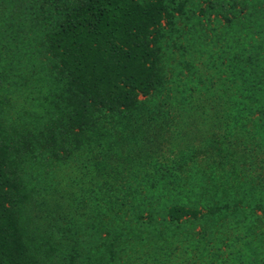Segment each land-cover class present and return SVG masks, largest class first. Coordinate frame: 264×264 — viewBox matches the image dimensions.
<instances>
[{
  "label": "rangeland",
  "instance_id": "374dc122",
  "mask_svg": "<svg viewBox=\"0 0 264 264\" xmlns=\"http://www.w3.org/2000/svg\"><path fill=\"white\" fill-rule=\"evenodd\" d=\"M163 1L176 6L173 27L162 26L157 39L163 86L155 99L165 105L125 128L119 115L92 113L86 132L92 131V142L86 134L69 142V88L43 47L55 17L51 0H0V142L17 183L8 204L38 264H110L115 256L120 264L125 258L150 264L142 248L149 241L140 243L146 234L141 216L159 220L157 229L169 204L198 208L197 190L209 182L212 167L225 176L238 171L237 180L253 181L254 191H262V183L255 186L264 178L261 153L255 152L256 162L243 154L230 165L232 159H220L212 148V90L225 89L230 99L245 98L251 108H261L247 112L245 125L256 120L264 131V0ZM153 92L138 99L148 100ZM188 100L198 108L187 117L170 108L172 101ZM205 104L208 110H200ZM99 125L101 131L94 132ZM262 207L256 214L264 219ZM209 225L183 219L176 230L198 232ZM109 227L121 229L119 241L104 233ZM243 244L236 247L240 257L223 264H263L258 250ZM190 261L197 264L194 255L183 264Z\"/></svg>",
  "mask_w": 264,
  "mask_h": 264
},
{
  "label": "trees",
  "instance_id": "16d2710c",
  "mask_svg": "<svg viewBox=\"0 0 264 264\" xmlns=\"http://www.w3.org/2000/svg\"><path fill=\"white\" fill-rule=\"evenodd\" d=\"M51 3V12L55 17H50L53 24L43 35V47L48 61L57 73L66 78L69 88V111L64 126L66 141L84 138L90 128L88 119L92 113L97 116L105 113L114 114V117L119 115L125 119V128L128 122L139 120L141 113L149 118L161 110L164 100L155 99L163 86L157 39L161 37L160 30L164 26L167 30L173 27L172 10L176 6H169L163 0H51ZM152 91L154 96L148 100L138 99ZM224 91L218 88L212 90V148L216 153L220 152V159L223 156L232 159L227 163L230 165L237 157L240 161L243 154H248L247 158L256 162L255 152L262 154L261 163H264V131L257 128L255 118L252 127L245 125L247 112L262 111L261 108H251L245 103V98H240V101L230 99ZM246 91L253 92L251 89ZM192 104L189 100L172 101L170 108L187 117L188 111L198 108ZM139 106L141 109H138ZM201 107L200 110L204 111L209 108L208 104ZM210 118L208 114L205 116L207 122ZM99 126L94 132L101 131ZM82 131L83 135L80 134ZM71 133L73 138H70ZM90 139L92 142L91 136L86 142ZM1 144L0 264H38L27 249L16 215L8 204L17 183L11 169L12 159ZM221 162L225 164L226 161ZM231 172H226L225 176V171L212 167L209 182L201 183L197 190L199 207L169 204L157 229L155 225L159 220L152 221L151 214H147L145 220L141 216V228L146 234L140 243L149 241L142 248L146 250L143 257L150 264H183L192 255L197 264L229 263L231 259L234 261L240 257V250L236 247L242 240L244 246L254 248L255 252L258 250L256 257L259 256L264 264V219L256 214L257 209H263L264 178L263 182L255 184L260 187L262 183V191L255 192L253 181L249 184L237 180L240 173ZM246 183L248 187L244 186ZM87 214L88 218L92 215L89 211ZM137 218L140 215H136ZM183 219L200 220L210 224V227H203L198 232L176 230ZM223 220L226 221V229L220 227ZM150 223L153 227L148 225ZM120 230L109 227L104 233L109 232L111 238L119 241L117 233L119 235ZM190 247L194 250L192 253L188 252ZM109 252L110 256L114 255L111 249ZM184 254L186 257L182 256ZM93 260L96 261L91 258L89 262ZM119 261L115 256L109 263L120 264ZM122 264L135 263L125 258Z\"/></svg>",
  "mask_w": 264,
  "mask_h": 264
}]
</instances>
